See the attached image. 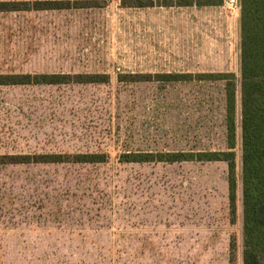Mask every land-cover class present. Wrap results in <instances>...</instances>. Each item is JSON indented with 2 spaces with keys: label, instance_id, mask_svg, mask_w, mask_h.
<instances>
[{
  "label": "rangeland",
  "instance_id": "rangeland-1",
  "mask_svg": "<svg viewBox=\"0 0 264 264\" xmlns=\"http://www.w3.org/2000/svg\"><path fill=\"white\" fill-rule=\"evenodd\" d=\"M0 3L18 9L0 13V75L30 83L0 86V157L27 158L0 160V264H243L242 5ZM224 74L235 222L227 163L160 161L226 150Z\"/></svg>",
  "mask_w": 264,
  "mask_h": 264
},
{
  "label": "trees",
  "instance_id": "trees-1",
  "mask_svg": "<svg viewBox=\"0 0 264 264\" xmlns=\"http://www.w3.org/2000/svg\"><path fill=\"white\" fill-rule=\"evenodd\" d=\"M38 10H54L55 2L39 3ZM43 4V5H42ZM241 131L243 196V264H264V0H242ZM42 6H45L44 8ZM16 5L0 3V13L17 11ZM225 91L226 150L198 154H167L161 162H225L228 165L229 209L237 215L236 92L234 75H219ZM47 80L49 77H41ZM29 77L0 75V86L29 85ZM23 80V81H22ZM39 82V81H38ZM44 84V83H39ZM1 158V157H0ZM27 160V158L2 157ZM81 163H98L96 156L80 157ZM38 162L58 163L59 157H37ZM54 160V161H49ZM136 162V161H128ZM5 164V163H3ZM231 249L235 250V244Z\"/></svg>",
  "mask_w": 264,
  "mask_h": 264
},
{
  "label": "built area",
  "instance_id": "built-area-1",
  "mask_svg": "<svg viewBox=\"0 0 264 264\" xmlns=\"http://www.w3.org/2000/svg\"><path fill=\"white\" fill-rule=\"evenodd\" d=\"M228 2V5L231 7V8H239L241 7V0H226Z\"/></svg>",
  "mask_w": 264,
  "mask_h": 264
},
{
  "label": "crops",
  "instance_id": "crops-1",
  "mask_svg": "<svg viewBox=\"0 0 264 264\" xmlns=\"http://www.w3.org/2000/svg\"><path fill=\"white\" fill-rule=\"evenodd\" d=\"M105 234H107V235L110 234L111 236H115L111 231H107ZM79 236H82V234L79 233ZM83 236L84 237H87L88 236V233H84Z\"/></svg>",
  "mask_w": 264,
  "mask_h": 264
}]
</instances>
